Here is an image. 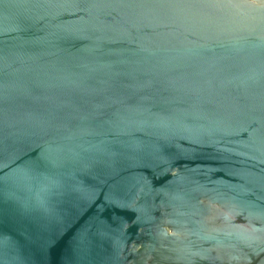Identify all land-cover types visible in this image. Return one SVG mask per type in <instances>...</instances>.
<instances>
[{
    "label": "water",
    "instance_id": "water-1",
    "mask_svg": "<svg viewBox=\"0 0 264 264\" xmlns=\"http://www.w3.org/2000/svg\"><path fill=\"white\" fill-rule=\"evenodd\" d=\"M0 264H264V0H0Z\"/></svg>",
    "mask_w": 264,
    "mask_h": 264
}]
</instances>
